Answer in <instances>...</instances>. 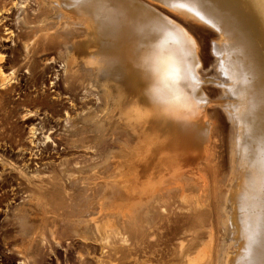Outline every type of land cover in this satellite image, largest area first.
<instances>
[{"label": "bare ground", "instance_id": "obj_1", "mask_svg": "<svg viewBox=\"0 0 264 264\" xmlns=\"http://www.w3.org/2000/svg\"><path fill=\"white\" fill-rule=\"evenodd\" d=\"M149 1L219 34L211 49L216 56V76L199 78L195 72L199 64L195 46L186 29L140 0H36L34 14L45 16L38 21L40 25L29 27H62V51L58 52L64 57L61 67L89 80L98 93L97 103L103 101L107 105L104 113L109 115V121L120 120L121 129L132 144L126 149L122 145V152L117 150L121 158H115L113 153L111 156L109 150L108 157L102 155L87 165H74L79 174L91 173L86 179L91 189H100V195L93 199L91 196V204L97 209L94 206L95 213L92 209L88 216L101 219L103 210L113 219L129 215L130 211L135 213L145 194L154 193L159 186L157 178L165 168L166 171L175 166L176 160L183 166L197 164L210 139L209 123L203 118L212 101L199 85L212 81L222 90L219 107L232 125L237 171L236 186L232 180L226 197V244L232 245L233 251L225 250L219 264H264V0ZM12 7L24 9L26 3L19 1ZM22 15L19 11L15 15L16 25H26ZM170 100H176L178 107L166 115L164 109ZM87 115L81 113L83 121ZM100 115L97 113L94 118L99 121ZM39 210L47 218L55 215L47 209L35 211L29 207L18 212V218L35 223ZM73 221L76 233L79 227L87 231V222ZM183 249L180 244L177 254ZM187 257L184 262L191 264L192 259Z\"/></svg>", "mask_w": 264, "mask_h": 264}, {"label": "rangeland", "instance_id": "obj_2", "mask_svg": "<svg viewBox=\"0 0 264 264\" xmlns=\"http://www.w3.org/2000/svg\"><path fill=\"white\" fill-rule=\"evenodd\" d=\"M19 1L26 3L24 9L12 7L13 4ZM140 1L151 6L164 15V17L166 16L167 19L169 18L168 20H174L172 22L180 27L182 26L181 28L184 31L186 29L185 32L189 33L187 35L195 46V51L198 55H196V58L199 64L196 71H194L198 73L199 78L208 79L216 76L217 70L214 67L216 66V56L212 55L213 50L211 51L213 43L219 40V37H217L219 34L215 30L204 24H199V22L184 18L179 14L176 15L174 11L168 10L164 6L152 1ZM36 5V0H0V71L6 67L3 63L4 61H12L14 64L11 66V69H17L14 77L10 79L4 77L1 71L0 108L5 94L12 89L11 87L15 86L10 83L11 81H16L17 85H20L23 83V79H26L25 83L29 85V89L34 88L36 92L49 93L55 90L59 93L60 97L68 96L69 99H62L61 101L75 102L78 108L70 113L68 117L57 115V117L65 121L63 129L59 131L62 134L58 135V138L63 142V146L67 151L65 156H77L81 160L76 159L65 162L62 173L60 174L53 170L52 178L35 180L21 177L17 181L30 185L41 182L46 184V194L42 193L41 197H37L35 204L55 213L50 218L46 217L47 220L52 221L54 224H58V221H56L58 219L70 223L75 220L91 222L94 225L115 224L120 228L119 235L126 236L128 240V245H124L121 238L114 236V230L113 232H108L107 243L104 245L83 244L75 241V239L83 236L91 239V231L88 235L83 232L73 234L70 232L71 228L67 227L66 224H63L65 225L64 228L55 226L48 233L54 237V240H60V246L64 249L65 258L60 260L57 249L49 241L47 251H51L52 254H47L49 258L48 264H53L55 261H62L64 264H88L90 260L87 258V255L89 254L86 253L89 251L90 255L94 254L98 256V251L101 249L105 250L107 252L106 255H108L101 258L102 262L106 260L117 264H186L184 258L186 259L187 256L188 259H192V261L190 260L191 264L194 261V264L221 263L219 260L225 255V250L229 252L233 251V246H227L226 244L229 237L228 225L226 223L229 206L226 202V197L229 188L231 189L234 182L236 186L237 171L234 167L232 153L233 130H230L232 129V125L228 117H226L227 114L224 109L221 106L219 107V102L222 101L221 98L223 97L220 87L214 85L212 81L211 83L210 81L207 83L201 82L199 85L206 98L212 101L206 106L204 111L205 117L203 118V120L207 118L205 121L209 123L208 138L210 139L207 138L206 150L201 159L196 162L197 164L194 166H183L178 160L174 161L173 164L175 166L170 167L172 171L168 167L169 169L167 168L165 171V168L162 171L164 175L162 172L159 174L157 178L159 186L154 188V193L145 194L144 199L139 203V209L137 208L135 213L128 210L130 211V216L124 214L125 218L122 217L123 219H113L109 218V212L103 210V213L101 212V219H92L88 215L93 213V211L95 213L97 209V205L91 204L92 199L96 195H100V189L99 187L95 188L96 190L91 189L86 180L91 176V173L83 171L79 174L74 165L88 164L92 160L97 159V157H102V155L108 157L109 150L110 152L112 151L111 156L113 153L115 158H121L122 154L120 152L126 149V146L130 147L132 144L122 131L121 128L123 126L121 127L120 125L123 124L120 120H112L113 123L109 121V115L104 113L106 112L107 105L105 106L103 101L100 104L97 103L98 93L93 89V86L91 87L89 80L78 72H73V74L65 72L61 67L64 57L62 53L58 55V52L62 51L61 43L63 41L60 40V37H62L60 29L62 27L55 24H46L36 28L29 27L40 25L38 21L45 16L42 13L34 14L37 9ZM18 11L23 13L22 16L25 22H27L26 25L15 24L17 22L15 15ZM41 14L42 17H40ZM48 25L49 28L47 27ZM4 28H7L8 31L4 30ZM22 61L25 63L20 65ZM24 70L28 71V75H22V71ZM49 70H59L58 73L53 74H57L56 78L58 81L44 77L45 74L43 73ZM4 73L6 72L4 71ZM51 82H55V84L51 85ZM101 98L103 97L101 96ZM44 107L53 109L54 105L45 104ZM66 107L67 105L63 106L64 111H68ZM92 111L95 114L101 113L102 116V113L105 114V116L102 117L100 115V118H98L100 123L102 121V124L94 118L95 114ZM83 112L88 114V121L86 119V121L82 120L80 115ZM106 120L111 123V126H106L108 125ZM99 124L100 128L97 127ZM18 126L19 124H16L15 127L17 143L23 141V146H26V141L38 140L28 138L27 134L22 133ZM48 136L53 142H56L55 138H57V135L55 133ZM122 145L125 148L121 150ZM41 149L48 150V147ZM93 149L96 151H93ZM117 150L120 152H117ZM175 162L178 164H175ZM174 167L176 168L174 169ZM198 174L201 176L199 177ZM180 185L182 186L179 187ZM204 185L206 186L204 187ZM37 188L38 195L40 194V188L38 186ZM92 194L93 197L91 199ZM104 209L106 208L104 207ZM128 211L125 213L128 214ZM106 212L107 215L105 214ZM68 217L73 218V220H69ZM88 225L87 229L89 230L91 224L88 223ZM106 230L107 228L103 230L104 235L106 234ZM180 244L183 245L184 249L180 254H177ZM236 248L237 245L235 243V250ZM77 251L83 254L84 257L82 259L73 257ZM52 255L55 258H52ZM8 259L9 257L5 259L4 263L1 262V264H7L9 262ZM93 260L95 261V259ZM104 264L108 263L104 262Z\"/></svg>", "mask_w": 264, "mask_h": 264}, {"label": "flooded vegetation", "instance_id": "obj_3", "mask_svg": "<svg viewBox=\"0 0 264 264\" xmlns=\"http://www.w3.org/2000/svg\"><path fill=\"white\" fill-rule=\"evenodd\" d=\"M4 30H7V28H4ZM3 63L6 65L4 70H1L3 73L4 71L6 72L3 76L8 79L13 78L17 71L16 68L11 69L14 63L12 61H4ZM24 63V61L20 62V65ZM58 71L49 70L43 74H45L44 77L47 79L57 80V74H53L58 73ZM22 75H28V71H22ZM25 80L23 79V83L20 85H17L16 81L10 82L15 86L11 87L12 89L5 94L0 108V264L1 262L4 263L7 257H9L7 264H48L49 258L47 254H52L51 251H47L49 241L57 249L60 260H63L65 255L64 249L60 246V240H54V237L48 233L55 226L64 228L65 225L63 224H66L67 227L69 226L71 228L70 232L73 234H79L82 231L85 234L90 231L93 232L94 235L90 233L92 235L91 239L87 236L76 238L75 241L79 243L92 244L94 246L99 244L104 245L107 243L108 232L115 230L114 236L121 238L124 245H128L127 237L120 236V232L116 233L120 231V228L115 224H97L95 227L90 222V228L92 227L91 229L89 228L90 231L88 229L85 231L82 229L83 227H79L76 233V230L73 229L76 222H63L62 219H58L56 220L58 221L56 225L52 221L46 220L41 210H39V219L35 220V223L32 221H21L18 218L23 208L30 207V209L33 208L35 211L37 209H46L35 204L37 197H41L42 193L46 194V184L41 182L30 185L19 182L17 179H21V177L35 180L52 178L53 170L57 173H62L65 162L76 159L81 160L77 156H65L67 151L63 146V142L58 138V135L62 134L59 131L63 129L65 121L57 117V115L68 117L70 113L78 108L77 104L72 101H61L62 99H69V97H60L59 93L55 90L44 93L36 92L34 88L29 89V85L25 83ZM50 84L54 85L55 82H51ZM45 104L54 105V108L47 109L44 107ZM64 105H67L68 111H64ZM16 124H19L20 131L27 134L28 138L38 140H28L26 141V146H23V141L17 143ZM54 133L57 135V138H55L56 142H53L48 136ZM45 138H48L50 141L47 142ZM45 147H48V150L41 149ZM37 186L40 188V194L38 195ZM106 228V234L104 235L103 230ZM112 228L114 229L110 230ZM106 253L105 250L101 249L98 251V257L94 254L90 255L88 251L86 253L89 254L87 255V258L90 260L88 264H104V262L117 264L106 260L102 262L101 258L108 256ZM73 257L82 259L84 256L77 251ZM52 258L55 257L52 255ZM53 264L64 263L62 261H55Z\"/></svg>", "mask_w": 264, "mask_h": 264}, {"label": "clouds", "instance_id": "obj_4", "mask_svg": "<svg viewBox=\"0 0 264 264\" xmlns=\"http://www.w3.org/2000/svg\"><path fill=\"white\" fill-rule=\"evenodd\" d=\"M178 107V102L176 100H170L168 101L167 105L165 106V114L170 115L171 109Z\"/></svg>", "mask_w": 264, "mask_h": 264}]
</instances>
